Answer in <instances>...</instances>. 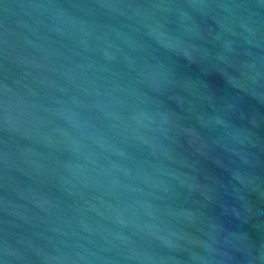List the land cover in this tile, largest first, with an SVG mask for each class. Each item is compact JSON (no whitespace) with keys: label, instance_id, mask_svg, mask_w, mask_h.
Masks as SVG:
<instances>
[{"label":"water","instance_id":"obj_1","mask_svg":"<svg viewBox=\"0 0 264 264\" xmlns=\"http://www.w3.org/2000/svg\"><path fill=\"white\" fill-rule=\"evenodd\" d=\"M0 264H264V0H0Z\"/></svg>","mask_w":264,"mask_h":264}]
</instances>
